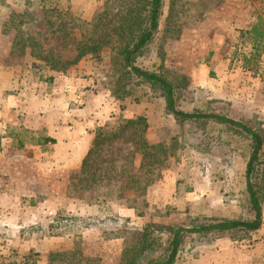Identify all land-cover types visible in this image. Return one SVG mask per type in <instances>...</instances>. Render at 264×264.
<instances>
[{"label": "rangeland", "instance_id": "1", "mask_svg": "<svg viewBox=\"0 0 264 264\" xmlns=\"http://www.w3.org/2000/svg\"><path fill=\"white\" fill-rule=\"evenodd\" d=\"M107 1L0 0V153L4 150L9 155L20 153L33 156L38 151L52 155L53 148L44 143L50 137L47 128L41 126V120L50 123V117L59 115L55 109L63 110L65 107L69 109L67 121L71 124L72 119L78 117V114H72L76 108L87 106L88 98H101L104 99L102 102L110 101L112 106L115 105L116 113L106 123L96 125L92 131L94 137L98 127L107 123L117 125L121 118L137 116L135 113L134 116H129L122 112L129 104L142 105L149 110L151 108L147 106L155 107V111L149 115H138L147 116L149 124L153 128L158 127L155 136L152 132L150 141L158 142V138H161L168 146L163 155L165 160L160 166L161 177L148 185L145 191L134 193L126 190L128 174L116 173L115 167L123 160L128 173L133 167L137 170L139 160L136 157L132 160V155L129 159L124 157L130 144L123 139H117L100 153L97 165L100 163L102 167L110 166L111 175L106 182L97 180L92 188L75 187L79 185L82 165L65 174L43 172L44 180L58 181L55 187L56 197L52 203L45 204L43 201L51 191L36 185L37 201L33 198L30 200L31 205H28V196L21 198L22 206L18 216L20 223L11 226L0 211V244L6 242L4 238L16 237H19L20 243L18 246L15 243L6 245L9 249L6 251V247L0 249V264H38L45 259L42 264H49L48 253L52 250L81 251L86 256L99 259L101 264H115L121 258L124 247L149 222L192 227L209 219L253 218L246 180V168L252 149L248 135L211 120L207 123H180L165 111L164 97L145 84L133 87L131 95L117 98L115 90L120 71L109 57L99 59L87 55L65 70L56 71L40 58L41 51H34L35 47L42 51L53 49L55 54H60L61 60L72 59L76 53L74 40L78 36L75 32L77 26L74 22L69 23V18L90 20L105 9ZM225 2L226 0H164L160 29L151 54L140 58L138 63L149 68L157 63L158 72L178 85L177 89L181 91V110L222 114L253 126L264 135V63L256 69H247L252 73L249 76H252L254 82L243 76L239 80V60L243 67V55L251 50L250 43L242 37V30L229 31L221 23L218 24L221 17L209 14ZM249 2L256 23L264 10V0ZM110 3L114 10L119 6L118 0H110ZM221 29L226 33L227 41L218 50L212 49L209 45L210 38ZM65 31L70 33L63 38L61 33ZM20 35L28 39L23 42L24 46L22 43L17 45ZM35 43L41 46L37 47ZM217 51L222 52L221 56L231 58L230 64L227 61V66L215 64L213 56ZM203 64L207 67L201 74L205 76L209 71L208 81L215 83L216 91L210 90V83L199 84L191 76ZM56 73H64L67 80L75 78L73 81L79 82L82 91L76 92L64 82H61L58 89L55 88L57 83L53 74ZM89 75L92 78L86 79ZM256 77L260 78L259 85L254 84ZM159 125L162 130H159ZM20 143L23 145L19 146ZM262 159L264 161V150ZM16 162L19 172H40L38 168L36 171V163L28 162L25 157ZM42 162L48 163L46 160ZM95 168L96 166L93 169ZM169 171L171 181H175V190L162 194L155 183ZM263 176L264 163L253 177V181L263 184L264 193ZM71 198L77 199L78 203ZM118 200L135 206L140 217L127 221V218L119 215L114 210V204H111ZM54 201H61L65 207L61 208V204H55ZM96 201L103 203L101 211L88 210L91 207L86 204ZM70 202L76 203L77 207L68 210ZM39 204H45L43 208L46 211L47 208L59 210H52L51 215L44 214L42 208L38 207ZM262 206L264 222V194ZM78 207L80 209L76 210ZM35 209L41 211L40 214ZM58 218L62 219L61 223L55 226ZM259 229L251 233L236 232L233 236L226 234L206 239L190 235L182 244L175 264H200L206 258L211 263H221L226 258L228 263L233 264L236 261L264 264V246L259 256L247 252L259 241ZM51 236L57 237L53 244L38 242L35 248L28 251L29 238L43 239ZM116 237L118 241L106 243ZM100 245L101 251L98 249ZM220 246L225 247L228 254L218 256ZM231 249H240V252L236 255Z\"/></svg>", "mask_w": 264, "mask_h": 264}, {"label": "trees", "instance_id": "2", "mask_svg": "<svg viewBox=\"0 0 264 264\" xmlns=\"http://www.w3.org/2000/svg\"><path fill=\"white\" fill-rule=\"evenodd\" d=\"M119 6L114 10L110 0L106 7L90 20L69 18V23L77 26V38L74 40L76 53L72 59H60L53 49L38 50L40 58L56 71L65 70L76 64L87 55L93 58L112 60L120 71L115 90L116 97L122 99L132 94V88L147 85L152 91L165 99V111L174 116L180 123L186 121H214L224 124L235 132H244L251 140V154L246 168L247 189L253 218L250 220L209 219L197 223L192 227L185 225H165L158 222L147 223L136 238L123 249L121 258L115 264H175L180 255L182 244L188 236L206 239L209 236L222 237L226 234L233 236L236 232H254L263 224V184L253 181L258 173L264 150V135L262 131L218 113H204L196 110L188 112L179 108L181 91L178 85L169 81L158 72L157 63L152 68L140 65V58L151 54L160 29L163 15L164 0H118ZM78 21V22H77ZM67 22V24H69ZM70 31L61 33L64 38ZM243 38L248 39L251 50L243 55L245 70L257 68L264 63V10L258 20L249 29L242 30ZM27 37L20 35L17 45L27 41ZM37 47L41 45L35 43ZM157 69V70H156ZM117 125L107 123L98 127L89 152L85 156L80 172L79 185L76 188H92L97 180H109L111 167L97 165L98 157L105 147L123 139L130 144L129 151L124 155L132 160L136 157L139 166L133 167L126 173L127 165L122 160L116 173L127 175L126 190L134 193L145 191L146 187L161 177L160 167L165 158L168 146L164 141L151 142L147 136L149 129L148 118L137 115L132 118H121ZM240 130V131H239ZM23 144L20 143L19 146ZM167 159V158H166ZM132 160H130L132 162ZM96 166L95 169H93ZM146 168V169H145ZM145 169L143 172L141 170ZM158 169V172H156ZM156 172V173H155ZM86 175V176H84ZM264 180V176L262 177ZM103 181V182H104ZM56 225L61 223L60 218ZM52 227V226H51ZM49 264H101L99 259L86 256L81 251L52 250L48 253Z\"/></svg>", "mask_w": 264, "mask_h": 264}, {"label": "crops", "instance_id": "3", "mask_svg": "<svg viewBox=\"0 0 264 264\" xmlns=\"http://www.w3.org/2000/svg\"><path fill=\"white\" fill-rule=\"evenodd\" d=\"M249 1L252 2L253 0H226V2L222 4V6L221 4H219L214 9V11L209 12V14L215 15L217 17H221L223 20H221L220 18L218 20V24L221 23L229 31H239V30L249 29L255 23L254 12L251 9V3ZM225 5L227 6L224 7ZM218 32L214 35V37L212 36L210 38L211 40L209 41L210 47L212 49L215 48L216 50H218L219 47H223L227 41L226 33L222 29L219 30ZM221 53H222L221 51H217L214 54L213 62L215 64L223 65V66L226 65L227 62H229L230 64L231 58L226 57L225 55L221 56ZM205 67H207V65L205 64L200 65L199 68L191 74L195 82H199V84H203V85H207L210 83V81H208L209 71L205 76L201 74V71L204 70ZM218 68H220V66H218ZM240 74H241V77H239V80L240 78L242 79V76H243V78L249 79L254 82V79L252 78V76L251 77L249 76V75H252V73L248 72L247 70L245 71L243 69L241 60H239V76ZM53 75L57 83L55 88L58 89V87L62 85L61 82H64L66 83V85L72 86L73 90H75L76 92L82 91L81 85L79 84V82L78 81L76 82V80L73 81V79L75 78H71L70 80H67L68 77L63 76L64 73H56ZM91 78L92 77H90V75L89 77H86V79H91ZM200 81L204 83H201ZM214 84L215 83L211 81L210 86L212 87L210 90L212 91L215 90ZM254 84L259 85L260 78L256 77ZM58 91H55V92H58ZM47 96H50V95L47 94ZM93 100L95 101V103H93ZM101 100H102L101 98H94V97L88 98L87 106H84L83 108H76L75 111L72 113L74 115L78 114V117L75 119L73 118L71 124L67 121L68 116H69L68 115L69 109L65 107L63 110L60 108L55 109L59 115L50 117V123H45L44 120L43 121L41 120V126H45L47 128L46 131H47L48 136L50 137L49 139L47 137V140H45L44 143L45 145L51 146V148H53L52 155L41 153L38 151H36L33 156H31V154L24 155L20 153H14V154L9 155L6 151L4 150L1 151L0 153V172H1L0 211L3 213L2 214L3 217L6 219V221L9 222V224H11V226L20 223L19 222L20 219L18 216H19V209H21V206H22V203H21L22 196H28L27 197L28 205H31L30 200H33V198H35L36 200L37 198V195L35 193L36 185H39L42 188L46 187L48 190L51 191L48 197L43 198L44 199L43 201L45 204L52 203L53 199L56 197L55 193L57 191L55 187L58 185V181H56L55 179L54 180H51V179L44 180L43 174H42L43 172L45 171L49 173L53 172L54 174H57L58 172H63L65 174L69 170L77 169L78 167L82 165L83 160L85 156L87 155V153L89 152L91 143L94 138V132H92L93 129L96 127V125L106 123L116 113V110H115L116 108L114 107L115 105L112 106L110 101L102 102L104 101V99L102 101ZM91 102H92V105H90ZM147 108H151V109L150 110L146 109V107L143 108L142 105L129 104V106L125 108L122 112H125V114L129 116H134V113L135 115H138V114L149 115L150 113H153L155 111L153 110V108H155L153 106H147ZM156 127L153 128V125L149 126V129H148L149 132L147 135L149 137V140L152 138L151 137L152 132L154 133V136H155L157 129H158V127L157 129ZM159 130H162L161 125H159ZM160 139L161 138H158L157 141L158 142L162 141ZM21 157H25L26 160H28V162L36 163L35 165L36 171L38 168L41 173L40 172L39 173L38 172L24 173L22 170L21 172H19L20 168L19 166H17L16 161L19 160V158ZM44 160L48 161L49 164L43 163L42 161ZM170 178H171V173L169 171L167 172V174L164 175L163 179L155 183V186L161 189V193L163 192L162 194H164V192L166 191L168 192L171 190H175V188L173 189V185L175 187V181H171ZM169 181H171V183ZM21 182H23L22 185H21ZM150 187L152 188L153 186H150ZM150 187H149V190L151 189ZM71 199L73 202L78 203L77 199H73V198ZM73 202H70L68 204V210H73L72 208L77 207V204ZM56 203H60L61 208L65 207V204L61 203V201L55 202V204ZM45 204L44 205L39 204L38 206L42 208V211L44 214L51 215L53 212L52 210H54V212L55 211L57 212V210H59V209L47 208V211H46L43 208L44 206H46ZM111 204L112 205L114 204L115 206L114 210L122 217L127 218V221H129V219H135L136 217L137 218L140 217L139 213H137V208L135 206H131L127 204L126 201L118 200L116 203L114 201L111 202ZM86 205H88V207H91L88 210L93 211V212L94 211L99 212L101 211V207L103 203L99 204V202L96 201L95 203L88 202ZM79 209H80L79 207L76 208V210H79ZM35 211L39 212V214L41 212V211H37V209H35ZM32 222H34V219ZM258 232H259V241L255 243L253 248L248 249L247 251L248 254H251V255L258 254L259 256V254L261 253L262 251L261 248L264 246V222H263V225L261 226V229H259ZM0 238H1V235H0ZM31 238H29L27 241L28 251L32 248H35L38 242H41V243L49 242L53 244L55 240L57 239L56 236L54 237L51 236L49 238L44 237L43 239L41 238L38 239L37 237H34L32 238L33 240L30 242L29 240ZM4 239H6V242H3V244H0V249L6 247V245L8 246L9 244H10L9 246H11L13 245V243H15L17 246L18 244H20L18 242L19 237H16V239H13V238L11 239L4 238ZM116 240L118 241L117 237L112 240H108V242L106 241V243L111 244L110 241H116ZM51 248L53 247L51 246ZM224 248L225 247L220 246V248L217 250L218 256L228 254L229 251H226V249ZM4 249L5 251L9 250L7 247ZM98 249L101 251L102 246L100 245ZM230 251L236 252V255H237V253L240 252V249H231ZM9 256H12V255H9ZM43 258L44 256H42V259ZM206 259H202L201 261L202 263L200 262V264H233V262L228 263V260L226 258L220 261L221 263H211L209 259L207 260ZM45 260H42V261L40 260L38 264L44 263ZM234 264H245V263L236 261L234 262Z\"/></svg>", "mask_w": 264, "mask_h": 264}]
</instances>
